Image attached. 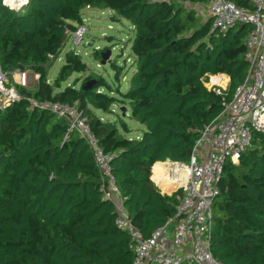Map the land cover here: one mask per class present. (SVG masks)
<instances>
[{
  "label": "trees",
  "instance_id": "trees-1",
  "mask_svg": "<svg viewBox=\"0 0 264 264\" xmlns=\"http://www.w3.org/2000/svg\"><path fill=\"white\" fill-rule=\"evenodd\" d=\"M209 1L28 0L19 10L0 1L3 70L29 64L38 74L35 99L77 103L104 151L112 154L124 207L142 238L174 214L179 194L156 188L149 179L151 165L186 161L199 130L221 110V96L203 79L227 75L228 99L247 77L245 39L251 27L212 31L210 17L195 25L187 5ZM230 1L253 6L251 0ZM86 6L109 9L112 19L131 24L135 72L126 92L117 91L127 117L141 128L137 139L127 136L131 129L124 117L103 122L94 113H112L108 95L61 88L70 74L84 69L74 51L65 53L53 83L46 82L49 55L62 53L66 29L73 32L71 23H82ZM67 128L66 119L25 99L0 111V264H131L129 234L115 224L92 151L77 132L66 136ZM220 184L212 205V255L222 264H264L263 134H256L238 165H225Z\"/></svg>",
  "mask_w": 264,
  "mask_h": 264
},
{
  "label": "built area",
  "instance_id": "built-area-1",
  "mask_svg": "<svg viewBox=\"0 0 264 264\" xmlns=\"http://www.w3.org/2000/svg\"><path fill=\"white\" fill-rule=\"evenodd\" d=\"M13 10L27 5L28 0H0ZM252 8L238 7L230 0H211L208 7L211 30L225 32L241 24L255 26L245 39L248 71L227 99L226 93L213 89L222 98L217 116L199 130L186 162L157 161L150 167L149 179L165 194L179 191L175 212L151 234L142 238L133 225L112 172V154L104 151L77 104L53 100L30 99L21 92L28 74L17 70L9 74L0 63V111L25 99L39 110L48 111L68 121L66 136L77 132L93 154L100 173L104 198L112 202L118 228L130 237L131 264H222L210 251L212 205L220 195L224 167L236 164L249 149L256 134L264 135V0H251ZM88 7V6H87ZM84 28L72 34L75 45L83 38ZM52 58V55H49ZM38 79V74H34ZM171 189L170 192H167Z\"/></svg>",
  "mask_w": 264,
  "mask_h": 264
},
{
  "label": "rangeland",
  "instance_id": "rangeland-1",
  "mask_svg": "<svg viewBox=\"0 0 264 264\" xmlns=\"http://www.w3.org/2000/svg\"><path fill=\"white\" fill-rule=\"evenodd\" d=\"M209 5L210 1L205 5L196 3L187 5L191 7L196 15L195 25L209 18ZM111 15L112 12L106 8L99 7L91 9V7L87 6L84 8L82 23H71L75 28V30H73L74 32L81 27L84 28L82 40L79 44L75 45L73 36L70 34L62 53L56 58L54 56H52V58L49 57L46 68V82L50 84L53 83L54 78L65 63V53L68 50H72L79 55L80 61L84 62V69L81 72H73L70 74L69 77L61 82V88L65 85L82 88L83 84L92 81L93 84L90 89H96L97 92L102 93L104 96L108 95L109 97L108 101L111 104L110 109L112 113L106 112V119L113 122L117 120L118 117H124L128 123H131V118L127 117V114H129L128 107L119 100L122 96L117 90L118 88L120 91L128 89L131 85V77L135 72V66L133 65L134 57L131 51L133 31L128 21L124 19H112ZM106 50L110 51L109 60L105 64H100L101 58L96 60V55L101 56L100 53ZM17 70L26 71V73L27 70L33 71L29 64H25L24 67L6 68V71L10 75V81H12V77ZM115 71L118 72V79L114 77ZM216 77L219 78L216 80ZM224 78H227V80L222 85L219 82L223 81ZM99 81L103 84L101 86H96ZM203 82L208 89L213 90L215 88L220 90L223 94L227 91L229 77L225 74H208L203 79ZM28 86L29 80L26 88H24L23 94L30 99H34L33 94L35 89L29 90ZM26 92L29 94H26ZM104 96H99L98 98L101 99ZM122 107L125 109L124 116L121 111ZM235 165H238V163ZM228 179L229 176L224 180V183ZM219 186H221V184Z\"/></svg>",
  "mask_w": 264,
  "mask_h": 264
},
{
  "label": "crops",
  "instance_id": "crops-1",
  "mask_svg": "<svg viewBox=\"0 0 264 264\" xmlns=\"http://www.w3.org/2000/svg\"><path fill=\"white\" fill-rule=\"evenodd\" d=\"M91 9H94V8H91ZM27 73H28V80H29V86H28V89H35V86L37 85V81L38 79L34 78V72L33 71H29L27 70ZM221 76V75H220ZM217 78L219 77H216V80ZM227 78L219 83H221L222 85L224 84V82H226ZM127 90V89H126ZM125 91H121V93H124L126 92ZM94 113L100 118L101 121L103 122H110L109 120L106 119V116H105V113L102 112L101 110L99 109H93ZM131 123H128L129 126H130V129H131V132L127 134V136L129 137V139H133V138H139L140 137V127L138 126V124L136 123V121L134 119L131 118Z\"/></svg>",
  "mask_w": 264,
  "mask_h": 264
},
{
  "label": "water",
  "instance_id": "water-1",
  "mask_svg": "<svg viewBox=\"0 0 264 264\" xmlns=\"http://www.w3.org/2000/svg\"><path fill=\"white\" fill-rule=\"evenodd\" d=\"M251 28L255 29V26L252 25ZM109 57H110V51L109 50L101 52L100 64H105L109 60ZM92 84H93V82L89 81V82L83 84L82 89H85V90L90 89L92 87ZM124 110H125L124 107H122L121 111H122V115L123 116L125 115V111ZM170 191H171V189L167 190V192H170Z\"/></svg>",
  "mask_w": 264,
  "mask_h": 264
},
{
  "label": "clouds",
  "instance_id": "clouds-1",
  "mask_svg": "<svg viewBox=\"0 0 264 264\" xmlns=\"http://www.w3.org/2000/svg\"><path fill=\"white\" fill-rule=\"evenodd\" d=\"M9 2V0H5V3H8Z\"/></svg>",
  "mask_w": 264,
  "mask_h": 264
}]
</instances>
